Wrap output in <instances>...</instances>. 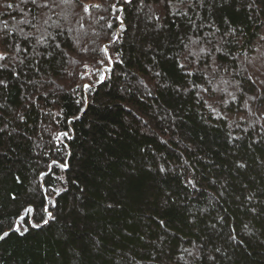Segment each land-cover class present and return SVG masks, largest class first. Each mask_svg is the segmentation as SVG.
Listing matches in <instances>:
<instances>
[{"label": "trees", "instance_id": "16d2710c", "mask_svg": "<svg viewBox=\"0 0 264 264\" xmlns=\"http://www.w3.org/2000/svg\"><path fill=\"white\" fill-rule=\"evenodd\" d=\"M83 3L0 0V264H264V0Z\"/></svg>", "mask_w": 264, "mask_h": 264}, {"label": "snow or ice", "instance_id": "6c2138e0", "mask_svg": "<svg viewBox=\"0 0 264 264\" xmlns=\"http://www.w3.org/2000/svg\"><path fill=\"white\" fill-rule=\"evenodd\" d=\"M31 2L33 4H37V0H31ZM64 3H69V2H77L78 3V6L82 7L83 11L87 12L89 10V5L87 3H83V0H63ZM172 0H168V3L171 4ZM178 3H184V0H178ZM38 7H47L48 6V0H43V4L42 5H37ZM93 7H97L98 5H92ZM7 7H12L11 4H8ZM114 7V6H113ZM7 33H5L3 36H0V44H3L6 37H7ZM261 39H264V37H261ZM57 47H59V45H57ZM203 51V49H202ZM5 56H4V53L0 52V60L4 59ZM0 67H3V66H0ZM181 67L183 68L184 65H181ZM189 75H191V73H189ZM103 79V77L101 78ZM5 81H2L0 80V84H4ZM84 87H89V85H84ZM61 135H67V133H62ZM53 163H55V161H53ZM62 168H67L68 165L67 164H62L60 165ZM43 175V173H42ZM33 211L32 207L29 206L28 208L25 209V212L27 213H31ZM44 211L47 213L48 217L49 218H52V213L47 209L45 208ZM21 219H23L21 217ZM43 223L47 224L48 223V220H43L42 221ZM34 227H39L40 225L39 224H35L33 225ZM8 235V232H3L2 235H0V239H3L4 237H6Z\"/></svg>", "mask_w": 264, "mask_h": 264}]
</instances>
